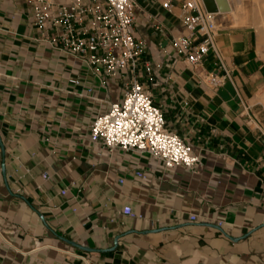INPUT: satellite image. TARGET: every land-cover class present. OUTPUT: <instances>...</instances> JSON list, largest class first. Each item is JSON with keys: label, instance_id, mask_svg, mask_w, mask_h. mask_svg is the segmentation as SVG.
<instances>
[{"label": "crops", "instance_id": "crops-1", "mask_svg": "<svg viewBox=\"0 0 264 264\" xmlns=\"http://www.w3.org/2000/svg\"><path fill=\"white\" fill-rule=\"evenodd\" d=\"M163 1L134 0L138 71L166 127L199 155L192 167L91 137L122 98L123 71L95 72L45 40L33 3L0 0V264H264L257 31L244 5L236 17L239 0L217 12L231 73L215 87L199 75L217 71L215 53L194 67L178 47L183 0Z\"/></svg>", "mask_w": 264, "mask_h": 264}, {"label": "built area", "instance_id": "built-area-1", "mask_svg": "<svg viewBox=\"0 0 264 264\" xmlns=\"http://www.w3.org/2000/svg\"><path fill=\"white\" fill-rule=\"evenodd\" d=\"M29 1L33 3L34 23L52 47L82 60L95 72L102 69L114 77L123 71L125 75L121 77V100L111 101L107 110L92 120L91 137L110 149L148 153L166 167L199 163V155L190 143L166 127L161 109L140 80L138 56L144 44L135 36L134 0ZM162 6L169 9L171 3L164 0ZM182 10L187 34L177 43L179 49H188L185 60L198 67L212 50L219 62L217 71L199 75L212 86L223 85L231 71L215 45L217 12L206 11L202 0H183ZM150 67L146 61V71ZM261 159L264 160V132Z\"/></svg>", "mask_w": 264, "mask_h": 264}, {"label": "rangeland", "instance_id": "rangeland-1", "mask_svg": "<svg viewBox=\"0 0 264 264\" xmlns=\"http://www.w3.org/2000/svg\"><path fill=\"white\" fill-rule=\"evenodd\" d=\"M239 2L240 4H237V6L235 3V7H242L241 9H243L244 5L245 15L257 31V47L261 57L264 59V0H239Z\"/></svg>", "mask_w": 264, "mask_h": 264}, {"label": "water", "instance_id": "water-1", "mask_svg": "<svg viewBox=\"0 0 264 264\" xmlns=\"http://www.w3.org/2000/svg\"><path fill=\"white\" fill-rule=\"evenodd\" d=\"M202 2L208 12H225L230 10L228 0H202Z\"/></svg>", "mask_w": 264, "mask_h": 264}, {"label": "bare ground", "instance_id": "bare-ground-1", "mask_svg": "<svg viewBox=\"0 0 264 264\" xmlns=\"http://www.w3.org/2000/svg\"><path fill=\"white\" fill-rule=\"evenodd\" d=\"M261 1V0H260ZM263 1V0H262ZM239 4H240V2H239ZM256 4V3H255ZM260 4V3H259ZM242 8V7H241ZM240 7L239 8H237L236 9V11L234 12L235 13V15H236V17H239V14H238V11H242L243 12V10L241 9ZM260 8V7H259ZM241 9V10H240ZM258 11V10H257ZM234 13H233V15H234ZM241 14V13H240ZM237 22V21H236Z\"/></svg>", "mask_w": 264, "mask_h": 264}]
</instances>
